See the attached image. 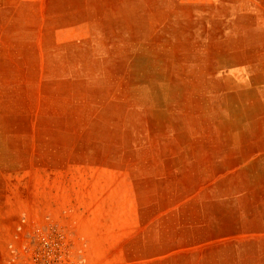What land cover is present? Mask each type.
<instances>
[{
    "label": "rangeland",
    "instance_id": "374dc122",
    "mask_svg": "<svg viewBox=\"0 0 264 264\" xmlns=\"http://www.w3.org/2000/svg\"><path fill=\"white\" fill-rule=\"evenodd\" d=\"M264 264V0H0V264Z\"/></svg>",
    "mask_w": 264,
    "mask_h": 264
},
{
    "label": "built area",
    "instance_id": "2783aa9c",
    "mask_svg": "<svg viewBox=\"0 0 264 264\" xmlns=\"http://www.w3.org/2000/svg\"><path fill=\"white\" fill-rule=\"evenodd\" d=\"M26 246L30 264H66L69 261L70 237L63 231L37 227L29 234Z\"/></svg>",
    "mask_w": 264,
    "mask_h": 264
}]
</instances>
